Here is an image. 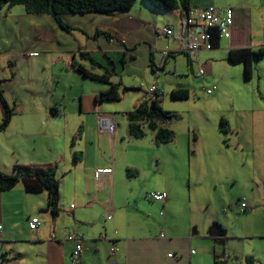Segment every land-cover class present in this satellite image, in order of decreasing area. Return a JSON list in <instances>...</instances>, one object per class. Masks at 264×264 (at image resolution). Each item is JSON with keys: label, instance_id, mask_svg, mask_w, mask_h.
Returning <instances> with one entry per match:
<instances>
[{"label": "crops", "instance_id": "crops-1", "mask_svg": "<svg viewBox=\"0 0 264 264\" xmlns=\"http://www.w3.org/2000/svg\"><path fill=\"white\" fill-rule=\"evenodd\" d=\"M230 2L227 7L215 6L233 10L230 38L220 40L218 47L210 51H200L189 58L184 55L186 65L199 63L202 58L210 67L217 66L216 63L227 67L225 62L231 64V50L264 49V15L257 13L256 23V13L247 5L248 0ZM254 3L259 4L254 9L264 13V0ZM191 9L196 10L194 5ZM177 10L165 11L170 14L165 17L173 35L159 33L167 44L173 42L161 55L170 51L173 58L179 53L181 42L195 33L185 27L183 9L173 14ZM129 13L132 9L114 16L76 14L84 22L73 23L64 20L72 15L66 13L62 21L73 28L66 32L51 14H30L21 5L0 8V92L13 110L6 129L0 131V172L13 174L15 166L53 171L59 190L55 216L48 210L45 191L28 192L22 181L8 191H0V264H215L216 257H225L226 264H249L247 259L250 264H264V242L255 244L264 241V108L237 104L234 97H229V103L217 115V121H226V130L219 124L214 129L210 127L205 131L209 138L198 140L190 149L195 156L191 165L204 170L209 179L204 183L197 181V188L204 189L208 183L216 194V200L211 195L196 200H207L208 204L218 201L227 206L229 217L234 213L241 218L239 215L243 214L238 213L237 206L244 198V214L250 213L241 221L248 222H222L214 213L200 217L192 208L188 209L186 222H181L173 218L175 213L171 215L173 191L170 182L164 181L165 165L160 158L154 160L152 149L144 141L145 134L134 138L129 133L127 113L142 101L143 94L130 109H114L108 104L111 102L97 100L109 88L107 85L66 67L76 61L89 68L81 53L94 59V55L102 54L100 43L104 35L96 37L97 31L109 33L113 40L137 28L129 22ZM120 42L124 44V40ZM130 46L124 50H135L136 46ZM152 58L154 62L153 54ZM263 59L264 55L252 60V65ZM164 61L155 65L160 66L155 72L157 81L150 85L159 87L158 71ZM258 79V97L263 99L261 77ZM112 82L116 84L114 76ZM237 96L239 102L245 98ZM219 97L215 94L213 99ZM3 116L0 100V122ZM100 116L111 118L112 134L99 131ZM165 126L171 130L170 122ZM224 134L228 137L227 149L237 154L232 159H224L222 152L218 158L213 157V152L225 148L220 141ZM156 144L159 145L154 138L151 145ZM175 148L178 154L173 168L181 161V147ZM108 167L113 169L112 176L96 180L95 170ZM142 176L144 182H157L154 192L166 195L163 203L151 201L148 193L147 200L142 196L137 189ZM159 206L162 210L156 216ZM164 209L169 214L167 218ZM256 214L263 215V220L253 222L251 217ZM107 215L111 216L109 220ZM32 217L41 222L35 231L28 228ZM70 235L83 239L80 258L74 259L75 243L66 239Z\"/></svg>", "mask_w": 264, "mask_h": 264}, {"label": "rangeland", "instance_id": "rangeland-1", "mask_svg": "<svg viewBox=\"0 0 264 264\" xmlns=\"http://www.w3.org/2000/svg\"><path fill=\"white\" fill-rule=\"evenodd\" d=\"M254 1L255 0H248L247 5L250 6L251 11L256 13L255 21L257 23L259 17L257 13L262 15H264V13L254 9L259 5L254 3ZM230 3V0H191L190 4L191 6L194 5L196 10H201L208 6L227 7ZM180 11L181 10L178 9L173 12V14L176 15L180 13ZM166 15L170 17V14L165 13V11L153 10L143 0H136L132 7V13H129L131 17L129 22H133V26L138 25V27L134 28V30L123 32L124 34H120V37L114 38L113 40H107L102 37V43H100L102 54L94 55L95 59L93 58L102 65V68L92 69L90 66L87 69L94 73H104V71H107L114 76L116 84H118L119 92L123 95V98L119 101L108 103L109 106L114 109H130L137 97L140 94L144 95V88L140 89L139 85L143 84L146 88L150 86L151 83L155 84L157 81L155 78V71L149 66V55L151 53L153 54L155 65H157L163 61L161 51L165 50L169 44H173L172 41L167 44L164 36H159L160 32L169 27L167 26L168 18L165 17ZM80 18V15L72 14L64 20L70 23L84 22L83 20L80 21ZM175 20L177 21V18H175ZM254 28L258 30L257 25H255ZM120 40H124V44H121ZM130 45L136 46L135 50L125 51V48L128 49L131 47ZM105 51L107 52L105 53ZM131 54L135 56L133 59L130 57ZM204 54L205 53H202V57ZM174 57L175 58H167L165 60V69L160 72L158 71V85L164 88L166 92L162 97L161 107L175 116L170 119L171 130L175 135V140L171 143H158L159 145L156 144L154 147L151 145L155 138L153 137V131L144 128V141L147 143L149 149H152L154 160L157 158L162 160L165 165L164 174L166 179L164 181L168 184L170 182L172 185L173 203L171 215L175 213L173 218L181 220V222H186V218H188L190 214L188 209L192 208L197 216L200 214V217L206 216L207 213H214L222 222L225 220H227V222H248L247 219L241 221V218L248 216L250 212L239 215L241 218H236L235 216L238 215L234 213L232 217H229L230 213L227 211L226 205L222 206L218 204V201L208 204L206 202L207 200H196L198 197L207 199L210 195L216 200V194L211 187L208 188V183L204 189L197 188L200 186L196 185L197 181L204 183L209 179L204 175V170H196L194 165H191L195 158L194 155L192 156L191 151L198 140L202 142L209 138V134L205 131H208L210 127L214 129L216 125L219 124V121H217L218 112L220 109H224L229 103V97H234V101L237 104L249 106L257 110L264 108V98L260 99L258 97L259 92L257 89V85L259 84L258 78L261 77L260 87L261 92L264 94V59L259 63H254V66L252 65V77L246 80L244 78L243 64L231 65L225 62L227 67L221 66L218 63H216L217 66L210 67L209 65H205V61L201 58L199 63L195 62L193 65L188 66L186 65V57L183 54L176 53ZM224 57L225 56L221 58ZM77 60H79V57ZM174 68L175 75L177 76L170 79L169 74L174 71ZM199 68L204 72L201 77L196 76ZM120 80L123 82H120ZM178 83H184L185 87H188L189 98L187 100H172L170 98V92L178 88ZM125 85L130 86L126 87ZM213 86L216 87L215 93L213 95H208L205 90ZM215 94L220 95L219 99H213ZM237 95H241V97L245 98H241V102H239L237 101ZM222 136L220 141L225 148L221 151L217 149L213 152V157L218 158L220 152H222L220 154L223 155L224 159L236 157L237 154L234 153L232 149L230 150L226 147L228 144V137L226 134ZM175 146L181 147V161L175 164L176 168H173V159L178 154V150ZM116 154L118 156V153ZM190 156H192L191 159H189ZM158 171L162 174L160 167ZM148 176L153 177V175L150 174H148ZM143 177L144 176L138 181L137 189L147 200L148 196L158 189V184L155 181L144 182ZM195 189L197 193H194ZM146 194L147 198L145 197ZM167 196L168 199H171L170 194H167ZM161 210L162 208L159 206L155 212L156 216ZM164 213L165 218L169 217L166 209H164ZM225 215L226 217H220ZM251 220L253 222H260L263 220V215L256 214L251 217ZM167 222H169V219ZM237 233L238 232H236V234ZM263 242L264 241H257L255 244L257 245Z\"/></svg>", "mask_w": 264, "mask_h": 264}, {"label": "trees", "instance_id": "trees-1", "mask_svg": "<svg viewBox=\"0 0 264 264\" xmlns=\"http://www.w3.org/2000/svg\"><path fill=\"white\" fill-rule=\"evenodd\" d=\"M151 9L156 11H174L177 9L189 10L191 9V0H143ZM136 0H0V8L3 6L13 7L21 5L24 7L27 13L30 14H51L59 27L66 32H70L73 28L62 21V15L66 13L70 14H99L104 16H114L117 14H125L129 12ZM210 43L213 49L217 48L220 42L219 30L217 28H210L209 31ZM104 35L108 40L111 39V35L106 32H96V37ZM181 53V52H179ZM187 55L186 53H181ZM264 55V49H258L252 51L249 48H242L231 50L229 53V62L231 64L242 63L244 67V78L247 80L250 78L252 71V60H258ZM81 56L89 62L91 68H102V65L96 62L92 56L88 53H81ZM171 55L167 54L163 57V61L169 58ZM189 58V55H187ZM132 59L134 56H130ZM123 61V60H122ZM165 61L161 70L165 69ZM149 66L156 72V68L150 54ZM74 72L80 73L84 78L91 81L102 83L109 88L106 91L101 92L97 96V100L100 102H112L119 101L121 94L118 92V84L112 82V75L107 71L97 74L84 65L71 61L66 66ZM174 72V73H173ZM170 72L173 77L175 71ZM204 74V72H203ZM157 86V85H156ZM162 90V94H155L151 99L141 101L135 108L127 113V119L129 121V133L134 138H142L144 136V128L155 133L156 142L160 144L170 143L175 135L172 130L168 129L165 125L170 122L172 117H175L170 112L165 111L161 107L162 97L165 95L162 87H158ZM206 91V90H205ZM170 98L172 100H187L189 98L188 88L184 84L178 83V88L170 92ZM0 100L4 108V116L0 122V131L6 129L10 118L13 114V110L8 107L0 92ZM54 111V109L52 110ZM220 128L226 130V121L221 119L219 122ZM22 181L25 190L28 192H41L45 191L48 195V210L50 214L55 216L58 213V201L59 190L58 181L55 178L53 171H43L32 169L28 166H15L13 174H4L0 172V191H8L15 187V185ZM217 258V257H216ZM215 258V264H220ZM247 263H251L250 259L246 260Z\"/></svg>", "mask_w": 264, "mask_h": 264}, {"label": "built area", "instance_id": "built-area-1", "mask_svg": "<svg viewBox=\"0 0 264 264\" xmlns=\"http://www.w3.org/2000/svg\"><path fill=\"white\" fill-rule=\"evenodd\" d=\"M185 20L184 24L187 30L194 29V35L188 37L185 41L181 42L178 52L186 53L187 55H196L200 51H210L213 49V46L210 43L209 29L217 28L219 30V38L228 39L231 36V27L233 25V10L230 8H216L214 6H208L201 10H184ZM163 35L169 37L173 35L172 29L166 28L163 30ZM170 54V51H163L162 56ZM203 75V70L198 69L196 76L201 77ZM144 88V95L142 101L151 99L155 94H162L163 91L159 90L156 85H150L145 88L143 84H140V89ZM215 88L206 89L207 94H211ZM98 129L100 132L106 134L113 133V123L111 118L108 116L98 117ZM113 174V169L108 168H98L94 172V177L96 180H100L103 177H110ZM148 198L151 201L163 203L165 201L166 195L161 192L151 193ZM247 203L244 198L238 201L237 210L239 214H244L247 212ZM111 216L107 215L106 219H110ZM41 222L38 218L32 217L28 221V228L32 231H35L40 226ZM1 230V226H0ZM68 241L75 243V249L73 252L74 259L80 258L82 252V237L80 235H70L67 236ZM193 252V251H192ZM172 257V254L168 255ZM220 264H226L225 257L216 258Z\"/></svg>", "mask_w": 264, "mask_h": 264}]
</instances>
